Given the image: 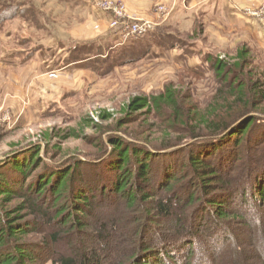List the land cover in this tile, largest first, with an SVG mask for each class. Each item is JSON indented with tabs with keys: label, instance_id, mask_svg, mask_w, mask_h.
Returning <instances> with one entry per match:
<instances>
[{
	"label": "trees",
	"instance_id": "obj_1",
	"mask_svg": "<svg viewBox=\"0 0 264 264\" xmlns=\"http://www.w3.org/2000/svg\"><path fill=\"white\" fill-rule=\"evenodd\" d=\"M19 4L0 0V27ZM29 10L23 8L20 17L40 24ZM151 34L161 45L175 46L164 30ZM105 42L72 46L65 64L100 55ZM148 48L130 51L143 55ZM235 58L230 68L222 59L206 58L234 97L231 105L222 89L206 108L186 107L168 85L159 94L132 97L120 118L100 112L115 130L91 119L87 127L102 133L98 152L104 159L96 161H108L112 171L95 173L96 164L77 156L76 164L53 162L40 144L29 145L24 163H11L20 189L0 172V264H43L50 245L53 264H264V89L230 82L233 69L245 73L250 64L245 48ZM156 114H169L157 129L171 132L157 145L150 121ZM143 117L147 136L131 127ZM61 136L83 137L75 127ZM51 139L46 133L47 144ZM17 199L15 207L6 206ZM42 225L49 230L43 248L22 240Z\"/></svg>",
	"mask_w": 264,
	"mask_h": 264
},
{
	"label": "rangeland",
	"instance_id": "obj_2",
	"mask_svg": "<svg viewBox=\"0 0 264 264\" xmlns=\"http://www.w3.org/2000/svg\"><path fill=\"white\" fill-rule=\"evenodd\" d=\"M5 1L19 2L21 6L13 11L17 14L0 27V172L10 178L15 189H20L22 182L13 175L11 163H24L29 156L23 151L35 143L47 150L48 158L53 162H68L77 156L80 161L85 159L96 164L95 173L112 171L108 161L102 166L96 161L101 159L98 138L102 133L98 134V128L87 127V124L94 119L104 126L111 124L110 130H115L112 121L100 120L99 113L106 111L114 119L120 118L122 108L132 97L156 95L169 85L178 92L186 107L195 105L202 110L211 105L214 96L226 87L206 60L207 54L222 59L230 68L236 63L238 49L245 48L250 54V64L245 73L233 69L230 82L239 79L236 85L257 84L264 89V16L255 13L263 6L264 0H148L144 13H138L141 10L132 4V0ZM110 1L118 4L130 18L139 15L153 23L146 36H140L144 42L137 47H123L121 43L125 42L120 32L123 26L115 27L121 42L109 36L115 45L105 42L100 55L77 61L84 63L73 66V63L65 64L63 58L67 54L63 49L105 38L106 34L100 32L102 27H91L92 18L86 9L93 4L97 7V2ZM23 8L37 15L40 24L30 26L21 18L19 14ZM108 14L112 15L110 26L116 17L113 13ZM154 28L169 34L175 46L169 47V41L164 45L156 41L155 36H151ZM99 32L102 35H95ZM145 45L150 48L143 55L130 51L139 52ZM10 50H14L12 57ZM19 50L30 55L25 56L28 60L23 54H17ZM12 58H20L21 64L14 62L8 67ZM228 93L230 91L226 89L220 92L229 100L226 105H231L234 97ZM169 119V114H156L151 118L155 125L153 140L156 145L161 142L159 138L168 139L165 135L170 131L163 126L157 129V126L167 124ZM144 120V117L139 119L131 127L147 136L150 130ZM70 127L77 128L83 137L62 140L61 134ZM46 133L52 138L49 144L45 140ZM238 149L244 150L242 147ZM188 153L182 154L181 160ZM8 154L10 159L6 158ZM260 154L259 150L256 151V155ZM240 158H244V154ZM71 162L78 163L76 159ZM82 169L88 174L94 173L91 166L84 165ZM19 203L21 200L17 199L6 206L12 208ZM29 219L31 216L26 220ZM48 231L42 225L39 231L29 233L22 240L35 242L43 248ZM54 251V246L50 245L43 264H53Z\"/></svg>",
	"mask_w": 264,
	"mask_h": 264
},
{
	"label": "crops",
	"instance_id": "obj_3",
	"mask_svg": "<svg viewBox=\"0 0 264 264\" xmlns=\"http://www.w3.org/2000/svg\"><path fill=\"white\" fill-rule=\"evenodd\" d=\"M146 1H148V0H132L133 3L132 2H130V3L135 4L137 7L140 8L141 11H138V13L139 12L144 13V10H145L144 5H145ZM208 3H209V1H208ZM89 6H91V4H89ZM189 7H190V5H189ZM86 11L88 12V16H90L92 18V20L90 21L91 27H94V26L97 27V28L102 27L103 30H101V31L98 30V31L102 32L103 35L106 34L105 38H102L101 40H106V42L108 44L112 45L113 42H112L111 39H109V36H111L112 39H118V43L121 42V39L119 37L120 34H119L118 30L114 29L115 27L112 28L111 26H109V23L111 21L110 17H112V15H109L108 12H104V11L99 10L96 7V5H94V4L92 5V7L86 9ZM137 17H139V15H137ZM252 24H259V23H252ZM107 25H108V27H107ZM100 32L96 33L95 35H97V36L102 35V34H100ZM107 33H110L111 35H108V37H107ZM92 39H94V38H92ZM142 40L143 39H141L140 37H133V38H131V40L129 39L125 43H121V44H122L123 47L129 46V47L132 48L133 46L137 47L138 44L144 42ZM113 45H115V44H113ZM63 50L65 51V55H66L68 53V50L66 48L63 49ZM10 51H9L10 52L9 55L12 57L14 55V53H13L14 50H10ZM14 62H16L17 64L19 62V64H21L22 61H21L20 58H12L8 62V64H9L8 67L14 65ZM80 63H84V62L83 61L74 62L72 64V66L75 65V64H80ZM70 67L71 66H69L68 68H70ZM52 72H56V71H52Z\"/></svg>",
	"mask_w": 264,
	"mask_h": 264
},
{
	"label": "built area",
	"instance_id": "obj_4",
	"mask_svg": "<svg viewBox=\"0 0 264 264\" xmlns=\"http://www.w3.org/2000/svg\"><path fill=\"white\" fill-rule=\"evenodd\" d=\"M97 8L108 13H113L114 17L119 18L114 19L110 24L111 27H120V32L123 35V42L133 38V37H140L146 35L149 30H151L152 22L148 21L147 19L144 20L143 18L133 17L130 18L126 15L121 9L120 6L112 1L110 2H97ZM256 15L264 16V4L263 6L257 10ZM1 120V119H0ZM2 121V120H1ZM0 121V122H1Z\"/></svg>",
	"mask_w": 264,
	"mask_h": 264
}]
</instances>
